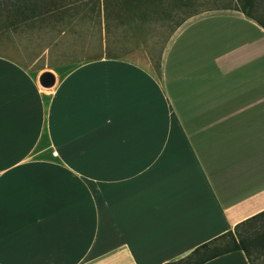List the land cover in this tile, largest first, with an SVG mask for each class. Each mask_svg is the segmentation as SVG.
<instances>
[{
	"label": "crops",
	"instance_id": "1",
	"mask_svg": "<svg viewBox=\"0 0 264 264\" xmlns=\"http://www.w3.org/2000/svg\"><path fill=\"white\" fill-rule=\"evenodd\" d=\"M257 1L185 18L157 69L0 54V264L171 263L264 211Z\"/></svg>",
	"mask_w": 264,
	"mask_h": 264
},
{
	"label": "rangeland",
	"instance_id": "2",
	"mask_svg": "<svg viewBox=\"0 0 264 264\" xmlns=\"http://www.w3.org/2000/svg\"><path fill=\"white\" fill-rule=\"evenodd\" d=\"M160 2L140 1L137 9L128 15L126 3L120 0L119 8L113 2L108 8V18H103L102 10L98 13L100 5L96 0H60L67 12L62 20L53 23L54 15H45L40 21L32 20L14 27L11 23L19 16L13 9L22 1L0 0V54L37 68L50 66L58 59L82 61L111 54L157 69L172 29L186 13L236 6L234 0H184V5L179 7L167 3H172V0ZM241 2L238 0L237 3ZM261 6L255 9L261 10ZM119 10L121 13L117 14ZM61 29L66 33H60ZM45 46L51 52L47 57L37 58Z\"/></svg>",
	"mask_w": 264,
	"mask_h": 264
},
{
	"label": "trees",
	"instance_id": "3",
	"mask_svg": "<svg viewBox=\"0 0 264 264\" xmlns=\"http://www.w3.org/2000/svg\"><path fill=\"white\" fill-rule=\"evenodd\" d=\"M22 3L20 6L15 7L17 17L19 18L11 23V25L18 26L24 25L27 22L32 20H38L44 18L45 15H54L52 22L62 20L65 15L67 16L66 9H63V5L60 4V0H21ZM143 0H124L126 3V14L131 13L133 9H137V4ZM164 2V0H160ZM96 2L100 5V11L103 12V18L109 16V5L113 2L116 3L117 8H119L120 0H96ZM174 7H179L180 5H184V0H172L171 2H167ZM102 5V8H101ZM63 9V10H62ZM163 10L166 11V8L163 7ZM60 14L58 15V12ZM199 11H195L192 13H186L181 20L176 23L175 27L171 32L175 30V28L187 17L198 13ZM119 10L117 14H120ZM129 15V14H128ZM69 21V20H68ZM67 22L65 25H67ZM8 26V25H7ZM60 33H66L65 29H61ZM45 48H49L45 46ZM44 48V49H45ZM108 58H118L114 55L108 54ZM243 250L245 253L248 262L250 264H264V211L246 219L240 224L236 225L234 231H226L221 235L215 237L214 239L202 243L192 250L190 254L186 257L179 259L178 261L165 263V264H202L203 262L218 256L220 254H224L233 250ZM254 252V253H253Z\"/></svg>",
	"mask_w": 264,
	"mask_h": 264
},
{
	"label": "water",
	"instance_id": "4",
	"mask_svg": "<svg viewBox=\"0 0 264 264\" xmlns=\"http://www.w3.org/2000/svg\"><path fill=\"white\" fill-rule=\"evenodd\" d=\"M55 81L54 74L49 70H44L38 77L39 84L44 88H50Z\"/></svg>",
	"mask_w": 264,
	"mask_h": 264
}]
</instances>
